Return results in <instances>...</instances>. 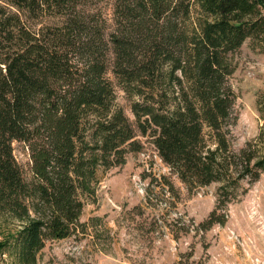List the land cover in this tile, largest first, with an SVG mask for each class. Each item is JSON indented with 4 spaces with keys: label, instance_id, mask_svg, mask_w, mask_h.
<instances>
[{
    "label": "trees",
    "instance_id": "16d2710c",
    "mask_svg": "<svg viewBox=\"0 0 264 264\" xmlns=\"http://www.w3.org/2000/svg\"><path fill=\"white\" fill-rule=\"evenodd\" d=\"M99 1L0 0V224L10 228L0 248L14 257L3 264H37L50 240L109 233L104 217H81L103 174L143 149L139 135L189 190L219 184L203 230L225 224L244 182L264 173V123L234 146L231 83L247 39L264 51V0H115L109 33L90 9ZM256 103L264 120V92ZM171 264L205 263L186 253Z\"/></svg>",
    "mask_w": 264,
    "mask_h": 264
},
{
    "label": "rangeland",
    "instance_id": "374dc122",
    "mask_svg": "<svg viewBox=\"0 0 264 264\" xmlns=\"http://www.w3.org/2000/svg\"><path fill=\"white\" fill-rule=\"evenodd\" d=\"M114 2L102 0L90 7L106 19L108 33L114 23ZM234 62L231 83L238 118L232 131L234 146L241 148L264 123L256 103L264 92V51L247 39ZM117 90V104L134 120L125 93ZM138 137L143 149L129 153L125 164L103 174L97 201L89 202L81 217L86 221L100 215L111 231L102 229L96 241L86 236L50 240L37 264H171L186 253L205 264H264V173L252 183L244 182V192L227 206L225 224L203 230L199 223L215 208L219 184L189 190L161 159L150 136ZM14 147L31 177L25 144L15 141ZM9 229L0 224V241ZM103 247L108 251L100 250ZM2 251L0 264L13 261L12 253Z\"/></svg>",
    "mask_w": 264,
    "mask_h": 264
}]
</instances>
